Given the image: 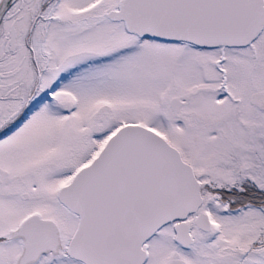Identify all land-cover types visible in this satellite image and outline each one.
Wrapping results in <instances>:
<instances>
[{"label":"snow or ice","instance_id":"obj_1","mask_svg":"<svg viewBox=\"0 0 264 264\" xmlns=\"http://www.w3.org/2000/svg\"><path fill=\"white\" fill-rule=\"evenodd\" d=\"M0 264H264V0H0Z\"/></svg>","mask_w":264,"mask_h":264}]
</instances>
